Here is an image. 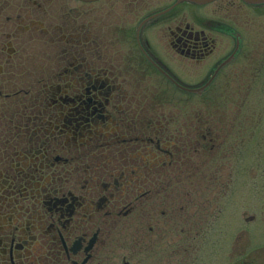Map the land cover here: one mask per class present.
Here are the masks:
<instances>
[{
    "label": "flooded vegetation",
    "instance_id": "af4514ba",
    "mask_svg": "<svg viewBox=\"0 0 264 264\" xmlns=\"http://www.w3.org/2000/svg\"><path fill=\"white\" fill-rule=\"evenodd\" d=\"M258 144L264 4L0 0V264H242Z\"/></svg>",
    "mask_w": 264,
    "mask_h": 264
},
{
    "label": "rangeland",
    "instance_id": "374dc122",
    "mask_svg": "<svg viewBox=\"0 0 264 264\" xmlns=\"http://www.w3.org/2000/svg\"><path fill=\"white\" fill-rule=\"evenodd\" d=\"M260 116V115H259ZM260 137V136H259ZM256 161L252 163L253 167L249 170V159H242L241 165L242 173L236 182L235 194L230 196L229 188L226 191L222 189L216 180V184L211 186L212 192L219 196H225L226 205L224 206V226L226 230V238L230 242L234 233H239L240 252H242V260L245 256H254L255 261L253 264H264V145L258 144ZM218 156V157H217ZM222 161V175L220 181L224 184L231 185L228 174L231 173L233 167V160H228L227 155L216 154V163L221 165ZM245 166V169H244ZM214 165H210V170ZM248 169V171H247ZM206 170L209 171L207 167ZM248 172V173H247ZM220 192V194L218 193ZM214 195L211 194V199ZM212 203V202H211ZM252 208V210L247 209ZM250 210L246 217H252L253 219L247 220L244 218V211ZM217 223V222H214ZM212 222L210 229L212 231ZM216 227V226H215ZM229 242L225 247L228 250ZM229 251V250H228ZM242 264H245L243 263ZM209 264H223L215 259H210Z\"/></svg>",
    "mask_w": 264,
    "mask_h": 264
},
{
    "label": "water",
    "instance_id": "95a60500",
    "mask_svg": "<svg viewBox=\"0 0 264 264\" xmlns=\"http://www.w3.org/2000/svg\"><path fill=\"white\" fill-rule=\"evenodd\" d=\"M183 1L194 2L197 4H206L214 0H178V3L183 2ZM243 1L251 3V4H264V0H243Z\"/></svg>",
    "mask_w": 264,
    "mask_h": 264
}]
</instances>
